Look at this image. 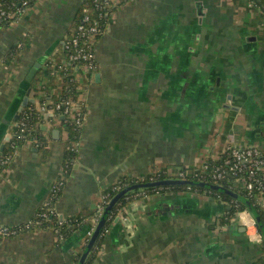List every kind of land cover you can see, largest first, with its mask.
<instances>
[{
	"label": "crops",
	"instance_id": "0c3cea01",
	"mask_svg": "<svg viewBox=\"0 0 264 264\" xmlns=\"http://www.w3.org/2000/svg\"><path fill=\"white\" fill-rule=\"evenodd\" d=\"M83 1L34 0L0 27V146L13 135L23 98L38 100L42 79L29 89L30 70L41 63L37 76L50 59L63 63L58 54ZM257 1L113 0L96 69L76 75L90 84L78 97L86 96L88 113L54 205L63 219L89 222L64 239L52 229L6 237L0 264H78L103 192L125 176L200 169L233 146L264 154V0ZM54 79L60 90L64 80ZM64 132L52 129L44 150L19 147L0 176V228L29 222L48 201ZM257 201L264 209V193ZM226 206L206 193H138L108 227L93 264H264L255 220L246 210L222 224Z\"/></svg>",
	"mask_w": 264,
	"mask_h": 264
},
{
	"label": "trees",
	"instance_id": "16d2710c",
	"mask_svg": "<svg viewBox=\"0 0 264 264\" xmlns=\"http://www.w3.org/2000/svg\"><path fill=\"white\" fill-rule=\"evenodd\" d=\"M24 0H3L0 5V13L2 11H5L7 14H15L17 17L19 13L22 11V2ZM253 2L256 3V5H260L259 1L257 0H252ZM34 2V0H31L29 5H31ZM113 11V6L111 5L110 8L108 9H102L99 10L96 7V4L94 3V0H84L82 3V6L78 10L76 17L71 25V28L68 31V38H73L77 35V28L80 25H83V18L87 15H90L92 18L95 17L97 23L99 24L101 30L105 29V26L112 14ZM98 13H102V17L98 19ZM15 17V18H16ZM13 20L6 18V17H1L0 18V27L3 25H8L11 23ZM84 25H89V24H84ZM102 35V34H101ZM101 35L98 36L97 39L101 37ZM18 48L12 49L10 53L6 57V64L10 63L16 56H17ZM70 55V51L66 50L64 48V44H62L60 48V53L58 56L61 59L67 60ZM68 71L73 70L74 66L70 65L68 63L67 65ZM50 70V69H49ZM48 70V72H49ZM47 72V73H48ZM46 72H40L34 80L31 82L32 86L39 80V79H44L45 76H48L47 82H48V87H51L54 85L55 79L53 77H50L47 75ZM44 74V75H43ZM78 83L77 82H71L68 79H65L63 81V87H67L69 90V93L73 99H76V90H77ZM33 104H29L31 106ZM26 111V109H25ZM22 117V116H21ZM21 117L17 120V123L20 121ZM61 123H62V129L67 130L68 134L70 135V146L68 149H70V152L67 153L68 155L64 159V164L66 167V170L68 173H70L73 169L76 156H77V151L73 147V143L78 141L80 139L81 135V129L77 128V126L72 123V121H67V118H60ZM36 125V118L35 114H32L30 116V119L28 121V126L33 127ZM16 131V128H15ZM14 133V132H13ZM34 138H37L41 144L39 147L40 150H44L46 147V141L42 137V132L40 128L34 132H32V135ZM22 141L17 139V136L14 134L11 141L6 145L3 153L0 155V173L2 172L3 169H5L8 166V162L14 158V155L16 154L14 151V147L17 145H21ZM15 144V145H14ZM14 145V146H13ZM228 158V155L225 153L222 155L218 160H208L207 161V170L205 173H201L198 169L192 170V174H189V172L186 169H182L181 172H184L186 175V179H190L193 183H198V182H209L211 184H214L215 181L212 180L211 174L215 169L219 166L224 165L225 160ZM226 168L229 169V166ZM258 177L261 179L263 183L262 190H264V179L258 175ZM168 176H165L163 172H159L155 174V180H162L166 179ZM235 179V176L231 174V172H227L225 175V178L223 180H220L217 182L218 185L222 186L225 189H229L247 199H249L250 203L252 206L256 209L258 212L260 219L264 225V209L261 207V205L257 201V196L259 195L260 191L258 189H254L251 195L248 194L247 190L237 188L233 186V181ZM149 177L145 178H132V177H123L120 179L118 182L107 188L103 192L104 199L101 200L100 202V207L102 210H105L108 206V203L110 200L115 197L120 191H122L124 188L128 186H132L134 184L138 183H149ZM65 182L62 183V185H55L56 191L52 192L50 194V202L54 206L57 200L59 199L62 189L64 187ZM190 191L193 193H206L209 196L221 200L225 203H227L225 214L220 218V222L222 224H225L229 222L231 218H233L238 212L246 211L248 208L239 203L236 202L234 199L229 197L228 195L224 194L222 191H212L208 188H203L199 187L197 185H190V186H172V187H164V188H147L142 190L144 194H150L154 192H186ZM140 193L139 190H136L134 192H131L124 196L119 203L107 214L105 215L106 222L104 225V228L101 232V235L99 236L95 247L91 251L87 261L85 264H93L95 259L97 258L98 250L101 248V245L103 243L104 239V234L106 233L108 227L110 224L117 218V216L124 211L125 207H127L130 202L134 200L136 195ZM95 219H99V215L95 214L92 216ZM90 216H84V215H78L70 218H66L63 220H60L58 218V215L53 213L50 216V211H48L44 207H39L37 210L35 216L32 218L27 223H23L19 226L16 227H4L7 229L9 233L15 232V234L22 233L24 231H36V230H43V229H52L53 231H58L63 238H67L70 236L72 233H74L76 230H81L84 229L86 226V223L89 222L88 219ZM85 235V234H84ZM89 242V237L88 235H85L84 237V243H83V251H85L87 244ZM263 245H264V237H263ZM80 257L77 258L79 261Z\"/></svg>",
	"mask_w": 264,
	"mask_h": 264
},
{
	"label": "built area",
	"instance_id": "2783aa9c",
	"mask_svg": "<svg viewBox=\"0 0 264 264\" xmlns=\"http://www.w3.org/2000/svg\"><path fill=\"white\" fill-rule=\"evenodd\" d=\"M3 0H0V5ZM31 0H24L22 2V9L29 7V3ZM96 7L99 10L108 9L111 7L113 0H94ZM6 17L13 20L16 16L15 14H7L5 11L0 13V18ZM102 17V13H98V19ZM89 24V25H84ZM103 33L99 24L97 23L95 17L92 18L90 15H87L83 18V25L78 26L77 35L73 38L64 39L63 44L64 48L70 51V55L67 60H64L63 63H57L54 60L50 59V61L46 62L44 65V72H49L47 75L50 77L56 78L61 77L63 80L68 79L71 82H77L76 74L80 71L84 70L86 73H92L96 69L95 64V55H94V47L95 42H97V38L99 35ZM73 65V70L68 71L67 65ZM48 76H45L39 83L36 84L34 88V92L36 98L40 100L38 106L33 105L27 106L20 113L19 118L20 121L16 124V130L13 134L17 136V139L21 140L22 143H31L36 147H40L41 144L37 138H34L32 132L38 130L40 126L46 127L49 131L46 133L50 136L51 131L55 127H62L60 118H67V121H72L77 128L82 129L86 118V111L84 102L79 101L78 97L80 96V88L77 86L76 90V99H73L69 93L68 88L62 87L60 90L52 89V87H48L47 82ZM54 94H51V91ZM26 109V111H25ZM35 114L36 125L33 127L28 126V121L30 116ZM45 114L51 115L52 118L49 119V123H51V127L47 126L45 121ZM60 116V118H58ZM48 117V116H47ZM54 118V120H52ZM65 131V129H63ZM78 141L73 143L74 149L77 151L78 149ZM21 145H17L14 147L15 153L16 149ZM228 158L225 160L224 165L219 166L213 171L211 174V178L215 181L214 184H217L218 181L223 180L227 172H231L235 179L233 181V186L241 189L247 190L248 194L251 195L254 189H258L260 194L264 193L262 190L263 183L261 179L258 177L261 172L264 170V154L257 147H229L226 151ZM8 163L10 161H7ZM229 166V169L226 168ZM207 162L198 169L201 173H205L207 170ZM165 176L173 179H186V175L181 171H174L167 173L163 172ZM150 182L156 181L155 174L149 176ZM63 182H61L62 185ZM56 191V187H53L52 192ZM190 192V191H189ZM48 205L45 204V207L50 213H55V208L50 202V198L48 199ZM51 205L49 206V204ZM99 216L102 214V209L98 210ZM98 219L96 220V223ZM95 223V224H96ZM96 226V225H95ZM93 227V229L95 228ZM92 233H89V236ZM16 235L15 232L9 233L6 228H0V241L6 237H11Z\"/></svg>",
	"mask_w": 264,
	"mask_h": 264
},
{
	"label": "water",
	"instance_id": "95a60500",
	"mask_svg": "<svg viewBox=\"0 0 264 264\" xmlns=\"http://www.w3.org/2000/svg\"><path fill=\"white\" fill-rule=\"evenodd\" d=\"M41 68V63H36L34 65V67L30 70V72L28 73L26 79H25V85L29 88L31 85V82L34 80L38 70ZM30 89V88H29ZM32 101L27 97L23 98V101L18 109V112L15 116V119L18 120L20 113L23 111L24 108H26ZM59 134V131L56 130L53 132V134ZM12 139V135H8L6 137V142H10ZM248 147H256V146H248ZM5 149V145H1L0 146V154L3 153ZM189 174H192V171H189ZM190 185H197L199 187H203V188H208L212 191H222L224 194L228 195L229 197H231L232 199H234L236 202H239L243 205H245L248 208V212L251 214V216L253 217V219L255 220L259 231L262 235V237H264V225L260 219V216L258 214V212L256 211V209L252 206V204L250 203L249 199L229 190V189H225L222 186L218 185V184H211L209 182H198V183H193L190 179H173V178H166V179H162V180H156V181H152L149 183H138V184H134L132 186H128L126 188H124L122 191H120L115 197H113L110 202L108 203L107 208L103 211L92 235L89 238V242L87 244V247L85 249V251L83 252V254L81 255L78 264H85L91 251L93 250V248L95 247V244L99 238V236L101 235V232L104 228L105 222H106V218L105 215H107L118 203L119 201L126 196L127 194L134 192L136 190L142 191L144 189L147 188H164V187H172V186H190ZM62 219V217H61Z\"/></svg>",
	"mask_w": 264,
	"mask_h": 264
},
{
	"label": "rangeland",
	"instance_id": "374dc122",
	"mask_svg": "<svg viewBox=\"0 0 264 264\" xmlns=\"http://www.w3.org/2000/svg\"><path fill=\"white\" fill-rule=\"evenodd\" d=\"M75 17H76V15H75ZM75 17H74V19H75ZM14 20H16L15 18L13 19V21ZM74 21V20H73ZM73 23V22H72ZM72 25V24H71ZM71 25L69 26L70 28H71ZM68 31V29L66 30V31H64L65 33ZM64 39H68V37H67V35H66V37H64ZM98 41H100V38L97 40V42ZM97 42H95V47H94V49L96 48V44H97ZM79 73H81V72H79ZM78 73V74H79ZM78 74H76V75H78ZM75 75V76H76ZM79 81V80H78ZM84 81H85V83L86 84H84V82H82V84H78V86H79V88H84V86H89L90 84H89V82L87 81V79L86 78H84ZM84 91V90H83ZM85 101L83 100V102L85 103L86 102V96H85ZM39 102H40V100L38 99L37 100V102L36 103H34V105L35 106H38V104H39ZM85 111H86V115H87V113H88V110H86L85 109ZM48 116V117H47ZM52 118V116L51 115H48V114H45V121H46V123H47V126L49 127V128H53V127H51L52 125H51V123H49L48 121H49V119H51ZM58 118H60V116H58ZM52 120H54V118L52 119ZM54 129V128H53ZM40 130H41V132H42V137H43V139L46 141V142H48L49 141V139H50V136L49 135H47L46 133H48V129L46 128V127H42V126H40ZM17 131V130H16ZM54 131V130H53ZM14 132H15V128H14ZM14 135V134H13ZM13 135H12V137H13ZM64 137H65V142H66V148H65V152H64V157H63V164H62V167H61V170H60V173H59V176H58V178L54 181L55 183H53V186L51 187V190H50V194L52 193V190H53V187L55 186V185H59V184H61V182H65L66 183V181H67V179H68V177H69V173L67 172V170H66V167H65V164H64V159L66 158V156L68 155L67 153H69L70 152V149H68V147L70 146V135L68 134V132H67V130L64 132ZM9 143V142H8ZM29 143V142H28ZM24 143H21V145H23ZM30 144V143H29ZM15 145V144H14ZM13 145V146H14ZM16 151H18V148L16 149ZM41 154H42V156L44 157L45 155H47L46 153H44V152H42L41 151ZM66 159H68V158H66ZM13 160V159H12ZM12 160H10V162L8 163V165L11 163V161ZM4 170L5 169H3L2 170V172L0 173V176H1V174L4 172ZM149 177V176H148ZM63 190V189H62ZM140 193H143L142 191H140ZM156 193H158V192H156ZM61 196V195H60ZM49 198H50V195H49ZM48 198V199H49ZM48 203H49V201H46L45 203H43L40 207H44V208H46L45 207V204L46 205H48ZM51 205V203L49 204V206ZM55 208V207H54ZM100 209H101V207H100ZM49 210V209H48ZM103 211L104 210H102V213H103ZM55 214L56 215H58V218L60 219V220H63V218L61 219V216L59 215V214H57L56 213V210H55ZM52 215V213H50V216ZM99 215V214H98ZM102 215V214H101ZM101 215L99 216V219H100V217H101ZM99 219H98V221H99ZM97 220V219H96ZM98 223V222H97ZM97 223H96V225H97ZM95 226V225H94ZM93 226V227H94ZM93 227H91V229H89V232H88V237L90 238V236L92 235H90L89 236V233H93V231H94V229H93ZM96 227V226H95ZM55 233H56V235L58 236V239H64L63 238V236L58 232V231H54Z\"/></svg>",
	"mask_w": 264,
	"mask_h": 264
}]
</instances>
